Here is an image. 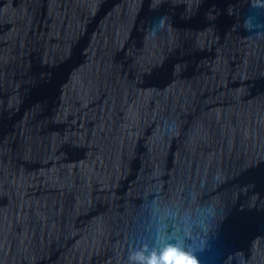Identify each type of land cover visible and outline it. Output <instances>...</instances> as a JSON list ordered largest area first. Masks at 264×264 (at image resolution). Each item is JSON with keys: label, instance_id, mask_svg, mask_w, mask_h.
Returning a JSON list of instances; mask_svg holds the SVG:
<instances>
[{"label": "water", "instance_id": "1", "mask_svg": "<svg viewBox=\"0 0 264 264\" xmlns=\"http://www.w3.org/2000/svg\"><path fill=\"white\" fill-rule=\"evenodd\" d=\"M249 6L0 0V264H123L145 193L216 172L224 216L201 264H264V37L243 28Z\"/></svg>", "mask_w": 264, "mask_h": 264}, {"label": "clouds", "instance_id": "2", "mask_svg": "<svg viewBox=\"0 0 264 264\" xmlns=\"http://www.w3.org/2000/svg\"><path fill=\"white\" fill-rule=\"evenodd\" d=\"M243 28L264 37V0H250ZM224 180L223 173L216 172L169 198L145 193L123 264H201L199 255L224 216L222 197L216 192ZM205 193L208 199H202Z\"/></svg>", "mask_w": 264, "mask_h": 264}]
</instances>
